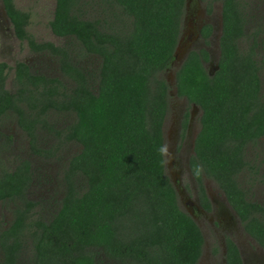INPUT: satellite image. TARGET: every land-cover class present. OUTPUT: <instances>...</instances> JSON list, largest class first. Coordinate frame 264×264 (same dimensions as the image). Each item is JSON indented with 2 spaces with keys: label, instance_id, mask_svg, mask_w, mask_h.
Masks as SVG:
<instances>
[{
  "label": "trees",
  "instance_id": "trees-1",
  "mask_svg": "<svg viewBox=\"0 0 264 264\" xmlns=\"http://www.w3.org/2000/svg\"><path fill=\"white\" fill-rule=\"evenodd\" d=\"M201 1L210 11L211 0ZM2 4L15 35L30 51L54 57L61 78L32 72L23 61H0V121L12 116L31 152L45 160H61L69 144L78 150L61 168V197L47 214L26 196L28 159L0 173V200L20 204L0 231V264H197L202 233L180 208L157 153L168 107L160 73L174 59L185 0H55L49 27L63 45L37 42L27 30L29 12L13 0ZM246 21L243 0H221L216 70L210 75L203 66L206 49L191 50L175 87L201 109L191 170L200 166L216 182L264 249V206L250 196L263 146L264 57L254 38L242 47ZM210 32V25L202 28L206 44ZM79 55L93 65L81 64ZM61 114L69 118L58 124L54 116ZM225 261L242 264L230 239Z\"/></svg>",
  "mask_w": 264,
  "mask_h": 264
},
{
  "label": "rangeland",
  "instance_id": "rangeland-1",
  "mask_svg": "<svg viewBox=\"0 0 264 264\" xmlns=\"http://www.w3.org/2000/svg\"><path fill=\"white\" fill-rule=\"evenodd\" d=\"M245 3V14L247 17L245 32L241 45L247 48L250 36L257 43V55L261 59L264 57V0H243ZM17 8L29 12L28 32L37 42L49 41L55 45H63L65 38L54 35L49 27V21L52 19L55 0H13ZM210 12L207 10V4L199 0H185L184 13L182 16L181 31L178 40L177 54L178 59L172 60L170 66L163 70L160 75L168 81L175 79V73L181 64V59L186 53L192 49H197L201 44L197 40L198 34L190 36V33H196L203 23H210L215 29L209 40L208 50L211 51L212 60L206 68L214 69L219 56V37L221 33V0H211ZM189 33V36H188ZM249 34V38L247 37ZM77 60L83 65H93L94 60L86 55L77 56ZM0 61H5L10 66L16 61H23L31 66L33 72H40L45 75H54L61 78L58 69L57 60L47 54H38L31 52L27 44L20 42L13 34L12 27L5 14L2 0H0ZM260 78L264 91V69L260 71ZM174 84V83H173ZM6 87L12 90L11 73L6 82ZM168 110L166 121L164 124V144L171 145L173 159L175 158L174 150L176 147L178 118L180 112H192V119L195 120V125L198 127L197 117L199 114L198 107L188 105L182 98H173V95H168ZM11 115V114H10ZM194 117V118H193ZM58 124L67 121V116L64 114L55 115ZM263 146L260 148L256 156V162H259V173L254 176L252 184H250V196L253 200L261 203L264 206V136L262 137ZM49 139V137H48ZM50 144L43 136L40 139L41 147H46ZM77 149L73 144L61 152V160L48 159L45 160L31 152L29 141L26 134L16 124L12 116L4 117L0 121V173L3 171L13 170L22 159H28L31 164V172L33 183L28 189L27 196L33 200L41 199L43 205L40 206L42 213L53 211L62 193L61 188V168L67 158ZM165 158V171L168 177L175 181L178 176L177 170L167 162ZM246 174V173H245ZM253 179V176H251ZM211 180V179H210ZM246 180V179H245ZM203 184L209 189L212 197L216 198L221 205L218 206L219 212L227 216L232 215V211L228 208L225 199L221 193L216 191L215 184L212 181L205 179ZM180 203L183 206V196L180 194ZM17 203H0V230L7 227L12 219L13 209ZM40 204V205H41ZM179 204V202H178ZM180 205V204H179ZM180 208L183 210L182 206ZM202 221V218H198ZM230 219V218H229ZM7 221V225H5ZM200 221V228L203 233L204 243L202 254L197 264H224V237L226 233L232 234L236 241H240L239 248L241 250L244 264H264V250L258 244L244 233L239 222L234 220L230 232L220 229L213 230L209 220ZM238 241V242H239ZM220 243L222 248L220 247ZM214 249H216L214 251ZM224 258V259H223ZM2 253L0 251V262Z\"/></svg>",
  "mask_w": 264,
  "mask_h": 264
},
{
  "label": "flooded vegetation",
  "instance_id": "flooded-vegetation-1",
  "mask_svg": "<svg viewBox=\"0 0 264 264\" xmlns=\"http://www.w3.org/2000/svg\"><path fill=\"white\" fill-rule=\"evenodd\" d=\"M199 1H201V0H199ZM201 2H204L205 4H207L205 1H201ZM207 10H208V7H207ZM210 11H208V12H210ZM8 20H9V23H10V25L12 27V24H11V21H10L9 18H8ZM207 24L211 26V32H210L209 36L207 37L208 43L206 44L205 38L202 35V28L205 25H207ZM214 29L215 28L210 23H203L196 33H193V32L190 33V36H192V37L195 36L196 34H198L197 40H200V42H201V44L199 45V47L197 49H192V50H198L200 48H204L208 52V61L203 62V66H204L205 70L210 75H213L214 71L217 68V66H215L214 69H212V68L211 69L206 68V65L208 67V64H210V62L212 60L211 51L208 50V45H209V40H210V38L213 35ZM12 30H13L14 36L20 42L26 43V41H21L15 35V32H14L13 27H12ZM188 36H189V33H188ZM251 39H253L252 36H251ZM31 52H33V51H31ZM33 53H35V52H33ZM38 54H41V53H38ZM27 65L29 66V69L31 70V66L29 64H27ZM166 69L167 68H165L164 70H166ZM36 73H40V72H36ZM49 76L56 77L54 75H49ZM6 82H7V80H6ZM11 82H12V72H11ZM262 90H263V85H262ZM167 93H168V95H171V96L173 95V98H182V99H184V101L188 105H192V106L198 107V110H199V114H198V117H197L198 127H196V125H195V120L192 119V121H191V118H192V114L191 113L192 112L184 111L183 110V112L182 113L180 112V114L178 115L179 118L177 120V122H178V128H177L176 147H175V150L173 151L174 152V155H175V158L174 159L172 158V160H171V165L174 166V168L177 170L178 176L175 179V181H172L171 179L170 180H171L172 186H173V188H174V190H175V192L177 194V200H178L179 204L181 205V203H180V197H179V195L181 194L183 196V206L181 205L182 208L184 207L183 210L195 221V223L199 227L201 233H202V230L200 228V221L201 220L199 221L198 218H200V219L202 218V221L201 222H203V220H205V219L209 220L214 231L216 229H220L222 232H223V230H226V231L230 232L229 229L231 228L234 220H236L237 222H239L241 224L242 229L244 230V233L247 234V236H249L251 239H253L246 232V230L244 229L242 220L237 215V213L235 212V210L231 207L230 203L228 202V200L225 197L224 193L219 189V187L216 184V182L214 180H212V179L210 180V178L206 177L204 175V173H201V175H200L201 186L203 188V192H200V190H201L200 183H199V181L196 178H193L192 177V174H191L190 159H191V156L194 154V150H193L194 149V141H195L196 135H197V133L199 132V129H200V121H199V118H200V115H201V109L199 108V106L195 105L194 103L188 102L185 97H179L177 95V90H176V87H175V79H174V81L172 80V83H171V81H168V91H167ZM167 110H168V107H167ZM166 116H167V112H166V115H165V118H164V122H163V136H164V124H165V121H166ZM205 179L214 182V184H215L214 187L218 189L216 191L220 192L221 193V196L225 199L228 208L232 211V215H229V218L230 219L227 216H224V215H222L219 212L218 206L221 205V204L218 201H216V198H214V197L211 196V194L209 192V189L206 186V184H203V181ZM32 183H33V179H32ZM32 183H31V185H32ZM203 195L205 196V199H203V197H202ZM35 200L37 201V199H35ZM38 201L39 202H44L41 199H39ZM6 202H9L10 203V201H8V200H5V201H1L0 200V203H3L4 204ZM11 203H17L16 206L17 205H20L19 204V200H15L14 202H11ZM40 206L43 207V205H40ZM37 209L40 211V208L39 207ZM13 211H14V209H13ZM49 212H52V211H49ZM12 218H13V215H12ZM10 223H11V221L9 222V224ZM7 224L8 223L6 221L5 225H7ZM9 224L7 226H9ZM5 228L6 227H4L2 229H5ZM224 234H225V237L223 239V241H224V251H225L224 252V255L226 254V241H227V239H230L236 245V247H237V249L239 251L240 257L242 259L241 250L239 248L240 241L239 240H238L239 242L236 241L233 238L232 234H230V233L224 232ZM202 236H203V233H202ZM203 243H204V238H203ZM258 246L262 250H264L259 244H258ZM220 247L222 248L221 243H220ZM224 264H226L225 259H224ZM242 264H244L243 263V259H242Z\"/></svg>",
  "mask_w": 264,
  "mask_h": 264
},
{
  "label": "clouds",
  "instance_id": "clouds-1",
  "mask_svg": "<svg viewBox=\"0 0 264 264\" xmlns=\"http://www.w3.org/2000/svg\"><path fill=\"white\" fill-rule=\"evenodd\" d=\"M157 153L166 157L168 163H170L173 158V155L171 152V145L167 143H165L164 145L157 146ZM201 172H202L201 167L196 166L195 168L191 170L192 177L199 178L201 175Z\"/></svg>",
  "mask_w": 264,
  "mask_h": 264
},
{
  "label": "water",
  "instance_id": "water-1",
  "mask_svg": "<svg viewBox=\"0 0 264 264\" xmlns=\"http://www.w3.org/2000/svg\"><path fill=\"white\" fill-rule=\"evenodd\" d=\"M177 47H178V43H177L176 48H175V51H174V60H177V59H178V54H177V50H178V49H177ZM188 52H189V51H188ZM188 52L186 53L185 57H183V58L181 59V64H182L183 61L185 60V58H186ZM181 64H180V66H181ZM180 66H179V67H180Z\"/></svg>",
  "mask_w": 264,
  "mask_h": 264
}]
</instances>
